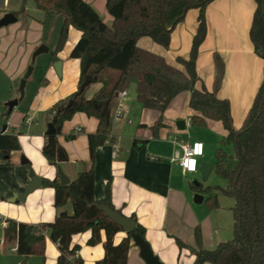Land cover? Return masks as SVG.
Segmentation results:
<instances>
[{"label":"trees","instance_id":"16d2710c","mask_svg":"<svg viewBox=\"0 0 264 264\" xmlns=\"http://www.w3.org/2000/svg\"><path fill=\"white\" fill-rule=\"evenodd\" d=\"M25 1V0H24ZM37 7L63 16V25L54 50L58 52L68 36L69 25L81 32V37L73 47L70 56L80 60L78 89L69 97L56 101L48 112V120L55 131L45 135L42 153L54 165L69 160V155L59 142L63 122L75 112H84L98 118V129L88 133V145L92 167L79 171L77 178L62 184L58 177L43 179V184L55 191L54 206L58 213L51 222H41L34 226L31 233L26 232L29 224L6 219L4 242H15L16 252L20 255H39L45 257L46 240L43 236L28 242L32 233L42 235L49 232L50 239L59 246L57 264H85L78 257L79 245H71L74 234L92 231L88 244L102 242L105 233L104 256L96 264H127L132 234L138 233L145 238V227L136 220L134 230L127 232L119 243L114 237L123 228L107 217L97 207L104 203L115 209L110 198V184L104 200L95 198L94 161L97 148L105 143L110 135L112 110L116 93L130 87L133 80L137 84V100L144 106L153 107L161 112L153 125L157 131L163 123L162 113L172 100L184 91L190 92L189 106L193 111L192 123L206 125L208 120L222 122L224 139L215 150L214 172L224 181V185H203L191 183L196 192L205 194V205L209 209L217 207L218 192L236 198L234 206V233L231 239L220 242L214 249L202 246L199 226L195 228V259L192 264H264V67L263 78L251 108L242 126L236 128L228 99L220 98L217 91L221 85L225 64L218 53H214L216 76L213 90L205 85L197 87L200 77L196 60L201 44L207 34L206 6L212 0H106V8L113 17L108 25L101 19L98 11L85 0H34ZM250 37L255 52L264 60V0H255ZM190 8L198 9L197 29L193 35L190 53L187 58L178 57L183 65L179 68L170 64L165 56L141 48L138 39L149 36L156 42L168 47L172 32L183 21ZM24 7L13 13H24ZM115 69L118 76L112 82L104 81L98 93L87 98L85 90L78 91L86 79L98 81L104 70ZM72 105L67 106L69 100ZM155 99L156 101H153ZM68 138H75L71 134ZM17 134H0V162L11 164L13 151L20 150ZM233 159V165L228 161ZM70 202L72 213L65 205ZM179 247H186L176 238Z\"/></svg>","mask_w":264,"mask_h":264},{"label":"crops","instance_id":"0c3cea01","mask_svg":"<svg viewBox=\"0 0 264 264\" xmlns=\"http://www.w3.org/2000/svg\"><path fill=\"white\" fill-rule=\"evenodd\" d=\"M85 1L98 10L97 0ZM99 7L103 10L102 5ZM206 8L207 34L199 48L196 60L197 73L200 77L197 87L205 85L208 89L213 90L216 76L213 54L218 53L225 64V69L217 94L220 98L229 100L234 126L240 128L244 124V118L251 108L263 78L264 60L255 52L250 37L256 1L212 0ZM190 12L191 15H189ZM197 16L198 9L190 8L183 21L175 26L170 42L174 52L167 51L163 54L170 64L183 68V65L178 62V57H190L192 38L198 25ZM78 32L79 36L68 54L70 59L65 55L58 56L62 62L61 75H58L63 80L57 82L51 89L43 91L39 97L37 108L52 106L58 99L76 90L81 69L80 60L72 58L70 53L81 37V32ZM137 45L144 49L151 48L149 36L138 39ZM6 57L7 53L0 47L1 68L5 67ZM23 67H16L11 71V74L7 73V75L14 81L22 76ZM55 73V70L50 69L51 78H55ZM118 73L115 69L102 71L101 79L93 81L87 88L86 97L95 96L104 81H114ZM130 87L135 91L136 99L131 97ZM130 87L126 89L125 96L118 95L117 92L112 110L110 135L96 151L94 161L95 198L104 200L107 197L108 184H110V198L114 208L125 216L134 215L137 221L145 227V239L164 264H192L195 259L193 250L198 248L195 240L197 226L201 229L202 246L207 249H214L220 242L234 237L236 220L233 208L237 202L236 198L218 192L220 204L213 209L207 208L204 204L205 194H202L203 201L201 203L194 201V195L199 192L193 189L191 183H201L196 179L207 180L214 173L215 163H210L203 155L199 158V171L195 173L182 171L178 163L172 160L174 152L179 146L172 141V136L175 135H168L167 140L156 139L151 136L147 124L141 123L140 127L133 125L132 107L142 103L137 100L135 80L132 81ZM184 93L189 99L190 92L184 91ZM177 97L172 100L171 105ZM15 106L11 112L7 110L6 113L11 114ZM118 106H121L131 122L125 118L115 117L114 111ZM7 108L9 107L7 106ZM144 108L153 109V107L147 106ZM192 114L191 110L186 121L182 120L184 127L180 128L178 125L179 129L192 125ZM28 117H32V122H27ZM9 119L4 124L7 126L4 133L17 134L21 149L11 153V164L0 162V241L3 245L5 244L6 219L27 223L34 227L41 222L53 221L58 213L54 206L55 191L43 183L41 187L29 193L28 197L21 198L25 192V186L31 181L30 169H33L43 179H54L59 178L58 167H61L70 181L77 178L79 171L92 167L88 133L96 132L99 122L97 117L88 116L80 111L65 120L58 139L66 148L69 160L54 165L47 161L42 153L49 120L47 119L45 122L37 119L34 115L27 114H24L21 120L17 115L16 118ZM212 121L208 120V123ZM4 125L2 126L4 127ZM71 134L75 135V138H68ZM176 137L178 138L177 135ZM178 142L180 143L179 138ZM193 142H182L181 144ZM204 146L206 150L205 143ZM22 155L28 159L27 163L21 162ZM233 162L232 159L231 166ZM205 163L212 166L207 179L203 178L200 170V166ZM189 175L191 178H195V181L191 182ZM63 209L69 213L73 211L70 202ZM91 232L88 230L72 236L71 245H79L77 255L85 264H96V261L101 259L105 253L103 246V241L106 238L105 233L101 234L102 242L90 245L88 239ZM126 235L125 231H119L114 237V242L119 243ZM41 236L46 240L44 263L57 264L60 253L59 246L50 239L49 232L43 231L42 235L32 233L28 237V242L36 241ZM177 237L187 246L179 247L176 242ZM10 244H13V251H16L15 242H10ZM140 250L132 240L127 264H146L140 255ZM31 257L33 256L20 255L15 263L26 260V264H29ZM205 264L210 263L206 262Z\"/></svg>","mask_w":264,"mask_h":264},{"label":"rangeland","instance_id":"374dc122","mask_svg":"<svg viewBox=\"0 0 264 264\" xmlns=\"http://www.w3.org/2000/svg\"><path fill=\"white\" fill-rule=\"evenodd\" d=\"M0 0V19L8 12L18 11L24 7V13L18 15V20L7 26L0 28V47L7 53L6 60L4 61L5 67H0V124H6L8 118L22 119L24 114L34 115L37 119L46 122L49 107H38V100L40 95L45 89H51L57 82L63 80L60 77L54 67V59L61 61L58 56L65 55L69 58L68 54L79 36V30L74 26L69 25L68 36L62 48L54 54L55 47L63 25V16L56 13H45L40 10L34 0ZM98 13L101 19L108 25L112 24L113 17L106 9V0H97L96 2ZM99 5H102L103 10ZM197 9V8H195ZM191 15V12L189 13ZM189 18V16H187ZM186 17V18H187ZM78 33V34H77ZM151 48L150 51L163 55L167 51L173 53V47L171 43L168 47L156 42L151 37L149 38ZM40 45H46L49 48V52L39 54L35 62L32 64L33 71L27 78L25 85V93L18 104L15 106L14 111L11 114H7V102L20 98V82L31 64L33 52ZM63 57V56H62ZM2 59V58H1ZM0 59V60H1ZM70 59V58H69ZM3 65V64H2ZM24 66L22 76L12 81L7 73L11 74L16 67ZM80 66V64H79ZM50 69L55 70V78H51L49 72ZM79 80V79H78ZM77 88L72 93L76 92ZM90 85L87 86V88ZM85 90V96L86 91ZM72 93L60 98L64 99L69 97ZM130 95L135 98V91L131 90ZM58 99V101L60 100ZM136 99V98H135ZM42 107V108H41ZM189 106V99L187 94L182 92L178 95L176 100L170 105L163 113L161 120L163 126L157 131L154 130L153 125L159 119L161 112L156 108L146 109L143 104H137L132 107L131 117L134 121L133 125L142 126L141 123L148 125V129L153 138L167 140L168 135H177L180 144L182 142H193L195 140L202 141L206 145L204 158L210 163H215V150L220 146L221 140L224 139L225 133L223 130L222 122L213 120L206 125H187L184 129H179L178 121H186V118L191 113ZM6 113V114H5ZM9 119V120H10ZM150 122V123H148ZM10 128V125H9ZM232 164V159L228 161V166ZM199 176V174H197ZM191 182L195 181V178H191ZM204 185H224V180L218 176L215 172L207 180L196 179ZM224 197V196H223ZM205 204V203H204ZM13 242V241H12ZM13 244H2L0 241V264H16L15 261L19 258L20 254L11 250ZM29 264H45L44 260L39 255H32ZM37 261V262H35ZM23 262V260H22ZM21 263V262H20ZM19 264V263H17ZM28 264V263H27Z\"/></svg>","mask_w":264,"mask_h":264},{"label":"water","instance_id":"95a60500","mask_svg":"<svg viewBox=\"0 0 264 264\" xmlns=\"http://www.w3.org/2000/svg\"><path fill=\"white\" fill-rule=\"evenodd\" d=\"M19 17H17L13 12H8L5 14V16H3L0 19V28H2L3 26H7L11 23H14L18 20ZM45 52H49V48L46 45H40L36 48V50L33 52L32 55V61L31 64L28 66L27 70L25 71L21 82H20V87H19V91H20V98L18 99H14L11 100L9 102H7V106L9 107V112H11L14 108L15 105L18 104L19 100H21L24 96L25 93V85H26V81L27 78L31 75L32 71H33V63L35 62L36 57L41 54V53H45ZM61 64L62 62L60 60H57L54 63V67L57 71V73L59 75H61ZM93 81L91 79H86L81 85L78 94L82 93L85 88L90 85ZM117 95V93H116ZM153 101H156L155 99H153ZM73 100H69L68 105L70 106L72 105ZM178 125L180 128L184 127V121H178ZM6 125H4V130L6 129ZM55 131L53 124L50 122L47 126V130H46V135L51 134ZM21 162L22 163H27L28 159L22 155L21 157ZM200 170L203 174V178L207 179V177L209 176L211 170H212V166L210 164H202L200 166ZM58 174H59V179L61 181L62 184H67L70 182L69 177L65 174V172L62 170L61 167H58ZM29 175L31 177V181L25 186V192L22 195V199L28 197L27 195L31 192H33L35 189L41 187L42 183H43V178L39 175H37L35 173V171L33 169H30L29 171ZM197 183V182H196ZM194 201L197 203H201L203 201V195L200 193H196L194 195ZM97 207L99 209H101L105 215H107V217L111 218L115 223H117L118 225H120L123 228V231H125L126 233L129 231H132L136 228L137 223L136 220L123 215L120 211L116 210V209H112L110 206L104 204V203H100L97 205ZM34 230L32 225H28V227L26 228V232L31 233V231ZM132 239L135 242V244L139 247L140 250V255L143 258V260L145 261L146 264H164L159 257L154 253L150 243L143 238L140 234L138 233H133L132 234ZM26 260H23V262L19 263V264H26Z\"/></svg>","mask_w":264,"mask_h":264},{"label":"built area","instance_id":"2783aa9c","mask_svg":"<svg viewBox=\"0 0 264 264\" xmlns=\"http://www.w3.org/2000/svg\"><path fill=\"white\" fill-rule=\"evenodd\" d=\"M118 95L125 96L126 90L118 92ZM114 115L116 118H125L128 122H131L121 106L115 109ZM32 120V117L27 118L28 123L32 122ZM6 130L7 127L4 130V127L0 124V132L4 133ZM172 141L174 144L179 145L174 152L175 154L172 160L176 161L185 173H195L199 171V158L205 155L204 143L202 141H194L191 144H180L176 136H172ZM11 249L14 250V248Z\"/></svg>","mask_w":264,"mask_h":264}]
</instances>
